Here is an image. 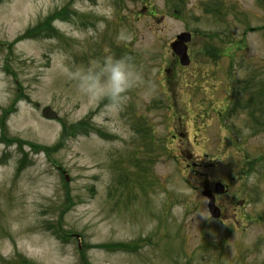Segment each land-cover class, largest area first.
<instances>
[{
	"label": "rangeland",
	"instance_id": "obj_1",
	"mask_svg": "<svg viewBox=\"0 0 264 264\" xmlns=\"http://www.w3.org/2000/svg\"><path fill=\"white\" fill-rule=\"evenodd\" d=\"M106 55L119 109L68 75ZM0 264H264V0H0Z\"/></svg>",
	"mask_w": 264,
	"mask_h": 264
},
{
	"label": "clouds",
	"instance_id": "obj_2",
	"mask_svg": "<svg viewBox=\"0 0 264 264\" xmlns=\"http://www.w3.org/2000/svg\"><path fill=\"white\" fill-rule=\"evenodd\" d=\"M89 33L92 34L91 29ZM68 75L77 82L78 90L82 94L92 100L107 98L110 102L108 107L113 109H119L128 90L142 80V74L129 58L114 55L92 60L86 69H77L68 72ZM206 203L207 199L204 201V204ZM199 213L205 218H211L208 209L207 212Z\"/></svg>",
	"mask_w": 264,
	"mask_h": 264
},
{
	"label": "water",
	"instance_id": "obj_3",
	"mask_svg": "<svg viewBox=\"0 0 264 264\" xmlns=\"http://www.w3.org/2000/svg\"><path fill=\"white\" fill-rule=\"evenodd\" d=\"M192 39V34L190 32H182L181 34L177 35L176 40L171 43V48L175 55L179 57L180 63L183 66H188L191 63L190 56L188 53V43ZM39 104L37 103V106ZM42 114L46 118L55 119L58 117V114L49 106H46ZM65 178L68 181L69 176L65 172ZM215 191L217 194L225 193V186L223 183L218 182L215 184ZM203 196L208 198V210L211 212V216L213 218H220L222 215L221 209L215 203V195L213 194L212 190L206 189L202 192Z\"/></svg>",
	"mask_w": 264,
	"mask_h": 264
},
{
	"label": "trees",
	"instance_id": "obj_4",
	"mask_svg": "<svg viewBox=\"0 0 264 264\" xmlns=\"http://www.w3.org/2000/svg\"><path fill=\"white\" fill-rule=\"evenodd\" d=\"M56 16H61V14H58ZM48 31V32H47ZM42 33H44V35H49V33H56L55 29H51L49 23H44V24H41L40 26H38L37 28L33 29V30H30L28 32H26V34L24 35L23 38L25 37H33V36H39V35H42L44 36ZM83 125H84V122H80L79 124H77L76 126H73V130H68L66 129L65 131V134H64V139H63V142H65L68 138L70 137H73V136H76L78 135L79 133H81V131L85 130V128L87 130H85L83 133H88L89 132V128H87V124L85 123L84 125V129H83ZM83 129V130H82ZM36 148V147H34ZM44 148V147H43ZM37 149V148H36ZM41 148H39L38 146V149L39 150ZM115 247L119 246V247H123L121 244H115L114 245Z\"/></svg>",
	"mask_w": 264,
	"mask_h": 264
},
{
	"label": "flooded vegetation",
	"instance_id": "obj_5",
	"mask_svg": "<svg viewBox=\"0 0 264 264\" xmlns=\"http://www.w3.org/2000/svg\"><path fill=\"white\" fill-rule=\"evenodd\" d=\"M226 188H227V186H226ZM228 193V188H227V190H226V192L225 193H223V194H221V195H225V194H227ZM220 195H216V197H219ZM239 204H241V202H239ZM220 207V206H219ZM220 209L222 210V208L220 207Z\"/></svg>",
	"mask_w": 264,
	"mask_h": 264
}]
</instances>
